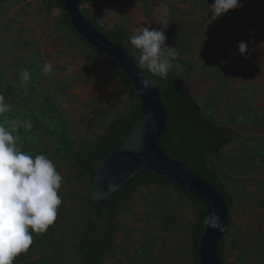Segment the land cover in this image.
Instances as JSON below:
<instances>
[{
	"label": "rangeland",
	"instance_id": "obj_1",
	"mask_svg": "<svg viewBox=\"0 0 264 264\" xmlns=\"http://www.w3.org/2000/svg\"><path fill=\"white\" fill-rule=\"evenodd\" d=\"M147 9L143 8V2H129L124 0H112L107 5L91 7L83 4L80 9L88 12L89 18L98 23L99 28L105 30L119 24V17L127 19L124 30L130 37L137 34V29L148 27L150 30H163L165 45L172 47L176 37L186 38L190 49L181 53L178 61L192 67V72L187 75L186 85L191 97L198 101V106L203 107V101L207 93L217 88L218 73L226 68L222 80L225 88L219 90V99L213 105L214 112L210 113L222 130L227 128L233 136L246 141L255 136L264 138V130L257 128H238L229 126L226 119V107L236 106L238 102H244L248 108L257 109V116L264 121V25L259 30L252 31L243 42L247 43V52L241 56L238 52V44L235 39L243 31L246 16L256 13L264 14L263 0H240L242 7L223 14L217 20L208 23L211 17L209 4L202 6L203 0H147ZM167 7V15L163 13V6ZM48 0H8L0 4V70L5 72V79L17 77V72L11 68V63H25L32 70L31 77L38 71V58L43 66L50 62L53 72L43 76L40 86L50 92L55 100L59 101L60 109L65 113V119L72 126L71 134L77 140H90L92 135L100 134V116L107 115L115 119L124 111L127 97L123 93L121 85L116 79L111 78V72L107 64L100 57L93 58L88 49L73 44L72 38L65 32L59 31V19L64 14L58 9H50ZM178 9L177 28L172 30V17ZM146 13L149 16H146ZM175 14V15H177ZM167 21V24L164 22ZM166 28H165V27ZM184 39V41L186 40ZM23 43L29 46L24 47ZM36 50V51H34ZM34 57V61L31 59ZM220 60V68L217 62ZM259 65L255 73H251L250 65ZM244 64L246 67L242 68ZM174 66L172 71H176ZM71 69V71H69ZM186 66H182L178 73L182 78ZM66 85L67 96L59 99L58 85ZM28 87L14 89L16 97L12 102L25 98L20 90L25 93L30 106H34L36 100L34 92ZM218 89V88H217ZM38 101L37 103H39ZM35 115V112H33ZM94 126H90V124ZM105 125V124H103ZM217 127V126H216ZM219 128V127H218ZM253 143V142H252ZM234 149V152L243 153L244 147L237 146L232 141L229 146L222 147L221 152ZM213 161L220 164L221 160L214 157ZM228 165L221 166L227 172ZM62 186L58 194L62 197L58 215H67L72 222L79 221V208L68 201L69 194L85 195L87 186L78 182L74 176L76 170L68 166L60 167ZM233 181L229 187L231 199V223L234 229L229 233L223 256L226 264H239L241 259L248 263H255V254L251 250L254 241L261 233L264 235V193L257 194L254 182H264V172L247 177L232 176ZM150 194H147V193ZM161 190L152 185L149 189L140 188L137 194L130 195L133 209L137 212L136 218L128 213H117V235L114 239L113 249L106 253L103 264H131L136 251L148 243L155 248L152 256L160 259L162 264H189L190 256L183 253L189 240L180 234L176 227L170 231H162L157 222H151L146 227L143 225V214L147 211L142 205L141 197L148 201L156 200ZM254 193L263 203L258 204L251 198ZM170 204L177 217V222L193 221L196 210L186 199H179L173 192ZM177 225V223H176ZM244 238V245L239 241ZM228 242L233 243L230 248ZM45 250V249H44ZM43 250L44 254L50 253L49 249ZM41 254L34 255L38 258ZM32 257V258H33ZM74 257V256H72ZM69 264H80L77 257L72 258ZM132 264H144L139 259Z\"/></svg>",
	"mask_w": 264,
	"mask_h": 264
},
{
	"label": "trees",
	"instance_id": "obj_2",
	"mask_svg": "<svg viewBox=\"0 0 264 264\" xmlns=\"http://www.w3.org/2000/svg\"><path fill=\"white\" fill-rule=\"evenodd\" d=\"M48 1L50 2L51 10L58 9L64 13L59 19V31L67 33L69 38H72L73 44L80 45L91 51V47L82 41L73 31L67 20L65 8L58 3L59 0ZM124 1H141L143 2V8H148L147 0ZM7 2L8 0H0V4ZM110 2L112 0H81L80 6L83 4H88L91 7L102 6ZM213 2L214 0H203L202 6L206 7ZM81 11L91 23L99 26L95 20L89 18L88 12L85 9H81ZM178 12L179 10L175 9V14ZM175 14L171 18L172 30L170 32L174 31L178 25L175 20L180 15ZM146 16L149 15L146 13ZM126 22L127 19L120 16L119 25L110 30L102 28V32L109 41L124 49L128 54L133 55L137 61L135 50L130 45L129 36L124 30ZM244 25L243 31L235 39V44L243 42L252 31L259 30L264 25V14L257 15L256 13H252L246 16ZM184 39L186 38L176 37L175 41L172 42V47H176L180 54L190 49V45L186 43L187 39L185 41ZM23 46L27 47L29 45L23 43ZM92 57L98 58L100 55L94 53ZM220 60L217 62V65H219L218 69L220 68ZM173 63L174 65L179 64L180 68H175L176 71L171 70L167 79L161 80L146 71L145 77L155 81L154 86L161 93V102L169 119V127L163 138V145L166 151L174 158H183L187 169L212 185L226 201L229 228L223 234L222 242L218 249L223 264H226L222 252L229 233L234 229L230 214L232 195L229 187L233 182L230 179V175L244 178L264 172V138L257 139L255 136H252L246 141L240 140L233 136L227 128L225 130L220 129L221 127L218 126V123L210 115V113L214 112L213 105L219 99V90L226 87L222 83V80L226 76L225 73L230 71L228 68L218 73V79H220L216 84L218 89H212L205 96L203 101L205 111L198 106V101L191 97L189 88L186 85L187 75L192 72V67L178 60ZM242 65V68L246 67L244 64ZM10 66L16 72L22 69L29 70L25 63H11ZM182 66H186L183 78L178 74ZM250 67V72L255 73L259 65L252 63ZM107 68L112 74L111 78L116 79L121 85L123 93L127 97L126 106L124 111L119 113L113 120L107 115H101L99 122H103L100 126L103 129L102 132L92 135L90 140L81 141L72 136V126L65 119V113L60 109V102L55 100L50 92L37 87V82L41 79V71L39 69L38 71L35 69L36 76L31 77L27 85L21 82L18 72L17 77L5 79V72L0 70V94H4L5 99L13 105V111L6 114L7 117L9 119L30 120L32 123L31 131H27L21 127L14 134L20 137L18 147L33 156L36 154L46 155L53 161L58 172L62 166H68L70 169L76 170L74 176L78 182L87 186V190L88 182L91 180L93 172L88 169H81V165L87 164L91 157L99 158L116 148L125 139L141 113L136 93L128 79L119 72L112 71L108 65ZM29 71L30 73L33 72L32 70ZM21 87H28L27 90L31 92L38 89L37 93L32 94L35 95L37 100L34 106H30L29 100H27V96H25L23 90H20V94L25 98L20 99V101H11L13 97L17 96L14 89H21ZM57 89L59 99L67 96L65 84L58 85ZM38 101L40 102L37 103ZM33 112H35V115ZM226 119L229 126L253 127L264 130V121H261V118L257 116V109L248 108L243 101L236 103L235 107H226ZM90 126H94V124L91 123ZM232 141H235L236 147H244L245 151L243 153L234 152L235 148L226 152L220 151L222 147L229 146ZM214 157L221 160L220 164L213 161ZM226 164L228 165V170L224 172L221 166H225ZM152 185L159 188L161 193L158 199L152 201L141 197L142 205L147 210L143 214V225L146 227L151 222H157L161 226V230L165 232L172 230V227H176L177 231L189 240L188 245L183 249V253L190 256L189 264H196V250L192 246L198 240L203 217L206 214L204 205L194 200L191 196H186L167 181L146 174L136 175L125 188L119 190L109 198V217L114 220V223L110 222L113 239L100 249L97 256L98 240L88 243L92 234L87 220L89 205L88 190L85 195L69 194L67 197L68 201L79 208L80 217L79 221H76L77 223L72 222L67 215H58L54 224L43 235L33 234V242L30 248L18 255L14 259L13 264H69L72 258H74L70 257L73 253H76V256H78L80 264H103L105 254L112 251L114 239L117 235V213L125 212L136 218L137 212L131 205L130 195L137 194L140 188L149 189ZM254 185L257 194L264 193L263 181L254 182ZM173 192L179 199H186L193 205L196 210V217L193 221L177 222V217L174 215V210L170 204ZM256 193L253 196L250 195L248 198H251L258 204L263 203ZM147 194L150 193L148 192ZM258 236L251 250L256 253L254 264H264V235L260 233ZM239 243L241 246L244 245V238ZM79 244L82 245L80 251H78ZM228 245L230 248L234 247L231 242H228ZM154 248L153 245L148 243L142 244L130 263L132 264L134 260L139 259L144 264H162L160 259L152 256ZM44 249H49L50 253L44 254ZM37 254H41V256L34 258L33 256ZM239 264L252 263L241 259Z\"/></svg>",
	"mask_w": 264,
	"mask_h": 264
},
{
	"label": "water",
	"instance_id": "obj_3",
	"mask_svg": "<svg viewBox=\"0 0 264 264\" xmlns=\"http://www.w3.org/2000/svg\"><path fill=\"white\" fill-rule=\"evenodd\" d=\"M81 0H59L65 8L69 24L75 34L99 54L112 71L128 79L139 101L140 116L125 139L99 158H89L83 168L93 172L88 182L89 205L87 220L91 227L88 243L105 237L112 241L109 217V198L138 174L157 177L172 184L186 196L202 203L206 209L199 237L192 247L196 250V264H223L218 253L223 234L229 228L226 201L223 196L202 179L190 172L183 158L172 157L163 145L169 119L161 102V93L154 86L141 93L139 80L145 71L139 69L133 55L107 39L102 29L91 23L80 9ZM219 216L221 228L211 227Z\"/></svg>",
	"mask_w": 264,
	"mask_h": 264
},
{
	"label": "clouds",
	"instance_id": "obj_4",
	"mask_svg": "<svg viewBox=\"0 0 264 264\" xmlns=\"http://www.w3.org/2000/svg\"><path fill=\"white\" fill-rule=\"evenodd\" d=\"M240 7V0H214L209 7L212 15L208 17V23ZM167 12L165 5L164 15ZM129 43L135 50L139 69L152 76L164 80L174 66L180 68L179 64L173 63L180 53L176 47L165 45L163 30L142 27L130 37ZM237 47L239 54L244 56L247 43L240 42ZM42 71L45 75L51 74L52 64L46 62ZM19 78L27 85L31 80L30 71L20 70ZM139 83L143 93L154 87L155 81L141 77ZM12 111L13 105L4 94H0V264H13L18 255L26 252L33 242V234L43 235L54 224L62 204V197L58 194L62 175L46 155L33 156L18 147L20 137L14 134L21 127L31 131L32 123L30 120L9 119L6 114ZM211 227H222L219 216H215Z\"/></svg>",
	"mask_w": 264,
	"mask_h": 264
},
{
	"label": "flooded vegetation",
	"instance_id": "obj_5",
	"mask_svg": "<svg viewBox=\"0 0 264 264\" xmlns=\"http://www.w3.org/2000/svg\"><path fill=\"white\" fill-rule=\"evenodd\" d=\"M72 43H74V42H72ZM76 46H77V44L75 45V46H73L74 48H76ZM34 51H36V50H34ZM39 54H40V52H39ZM39 54H35L34 55V57L35 58H38V64H39V70L41 71V73H40V75H41V79L39 80V82H37V87L38 88H42L41 86H40V81L42 80V78H43V76H44V73H43V71H42V69H43V63L40 61V56H39ZM34 57L31 59V62L32 61H34ZM100 58H102L101 56H100ZM236 127H238V128H242L241 126H236ZM243 128H249V129H251V128H253V127H243ZM231 132V131H230ZM231 134H233V133H231ZM83 165H86V164H82L81 165V169H87V168H83L82 166ZM112 223H114V220L112 219ZM113 239V238H112ZM97 241V240H96ZM105 241H106V239L104 240V237H101V238H99L98 239V247H97V253H96V256L98 255V253H99V251H100V249H99V247L101 246V245H103V244H105ZM81 244H79L78 245V251H80V249H81ZM72 256H74V257H78V256H76V253H73L70 257H72Z\"/></svg>",
	"mask_w": 264,
	"mask_h": 264
},
{
	"label": "crops",
	"instance_id": "obj_6",
	"mask_svg": "<svg viewBox=\"0 0 264 264\" xmlns=\"http://www.w3.org/2000/svg\"><path fill=\"white\" fill-rule=\"evenodd\" d=\"M121 18H125V17H121ZM119 24H120V17H119ZM119 24H117V25H119ZM117 25H115V26H117ZM115 26H113L112 28H114ZM112 28H110V29H112ZM110 29H107V30H110ZM93 53V52H92ZM94 54V53H93Z\"/></svg>",
	"mask_w": 264,
	"mask_h": 264
}]
</instances>
